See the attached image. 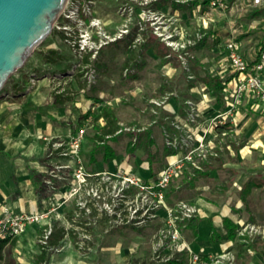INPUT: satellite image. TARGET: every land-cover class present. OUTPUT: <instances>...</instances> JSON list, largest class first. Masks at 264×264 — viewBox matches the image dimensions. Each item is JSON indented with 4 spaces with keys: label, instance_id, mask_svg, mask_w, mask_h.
I'll use <instances>...</instances> for the list:
<instances>
[{
    "label": "rangeland",
    "instance_id": "obj_1",
    "mask_svg": "<svg viewBox=\"0 0 264 264\" xmlns=\"http://www.w3.org/2000/svg\"><path fill=\"white\" fill-rule=\"evenodd\" d=\"M202 1L95 0L94 16L100 20L101 28L98 34H92L91 40L94 45H92L91 54L96 53L90 58L87 65L79 63L65 39L61 38L64 33L56 34L53 25L51 30L53 34L50 33L43 44L33 50L23 67L11 76L8 85L9 95L5 94L0 97V100L12 102L15 91L13 86H16L17 90L27 93L33 91L40 84V89L47 93L46 101L49 102L51 94H63L64 86L66 87L65 78L70 77L69 74L79 73L80 75L82 87L80 92L78 91L79 93L73 96L74 104L78 107H75L77 108L76 113L75 111L69 113L70 127L67 129V134L44 139L46 156L44 175L46 178H41L43 182L42 195L52 198V195L47 193L48 186L44 184V181L54 179L50 176L51 170L54 171L53 173L61 175L63 170L58 171L55 166L67 163V160L58 158L55 154L51 158L47 157L50 149H52L51 144L67 141V137L74 133L72 130L79 126L77 121L82 114L89 121L86 120L88 124L86 122L83 124L85 136L80 147V156L84 167L89 171L113 170L118 162L125 159L132 166L131 171L133 173L145 178L149 172L148 160H150V166L154 172H160L173 162L164 160L167 151H174L181 155L190 154L193 158L198 159L199 156L203 157L207 152L205 150H209L210 147L214 148L213 144H206L202 139L198 142L194 139L184 141L180 138L171 139L170 142L165 140L159 123L161 117L160 83L167 80L169 82L167 86L170 88V91L161 98L162 101L168 102L174 99L182 104L181 107L185 110L184 115L187 118H190L189 115L192 114L195 119L202 122L206 121L204 115L199 113L197 109L190 111L191 105L185 103L186 100V102L197 107L202 100L200 89H197L196 94L192 95L190 91L188 93L189 84H198L199 88L201 80L205 76L228 78L230 75L228 68L230 71L232 69L228 67L225 60L224 45L229 39L240 42L246 53L253 57L259 44L264 43V12L253 17L252 13L255 9L247 5L249 0H230L227 8L223 11H211ZM193 2H196L195 6L192 5ZM51 51H54V54L49 53ZM58 56L64 57L68 63L65 72L55 70L56 65L46 62L49 57L56 60ZM163 65L167 67V71L162 76L160 73L163 71L161 69ZM96 66H104L106 69L99 70ZM106 72L108 73L104 76L103 74ZM192 74L195 75V78L190 77ZM137 75L140 76L138 79L133 78ZM15 83L20 84L15 85ZM87 86H89L88 90L81 91ZM93 87L105 94L111 92L110 96L116 98L113 102L116 104L118 120L122 122L120 128L151 129L154 144L149 147L148 152L134 148L128 149L127 153L126 143L128 140L127 138H120L116 142L106 141V144L112 147L113 152L110 156H106L105 160L101 155H91L94 148L98 147L95 142L90 140V137L96 132V128L92 127L91 119L101 106H105V99L108 98L105 94L104 96L94 95L89 97L92 102L88 106L84 105L82 100ZM135 87H140L139 92L141 93L133 98L129 92ZM209 102L212 104L213 110L218 108L217 100L213 98ZM240 105L246 113V122L237 143L243 142L245 146L251 147L255 141H260L264 146V107L255 100H245L244 104L241 103ZM140 110H143V113L139 119H136ZM171 118L173 119V117ZM204 134L205 129L202 137ZM168 135L171 137V132ZM99 151H102V148ZM238 166V174L233 175L234 172H230L229 169L225 171L224 178L229 180L230 184H227L221 191L219 190L220 187H213L207 191L206 198L225 202L224 199L227 197V201L231 205L234 202V206H236L238 202H241L239 197L241 199L243 196L242 186L251 178L248 169L257 172V177L254 180L259 186L253 187L255 188L253 190L249 189V193L245 195V207L241 204V207L236 208L240 213L237 220L236 236L228 242V245L225 238L219 242L221 249L213 254L212 264H264V234L262 236L249 234L241 236L238 231L245 224L264 227V165L258 163V157L253 153L245 159L244 163L240 162ZM180 176V174L173 176L170 181L168 186V188L170 187L168 190L170 196H173L172 194L175 196L173 188L178 180H181ZM54 180L56 181L55 186L58 188V179ZM233 180H237L239 185L230 188ZM180 191L179 199L191 204L189 200L192 196L188 192L187 186L182 187ZM55 203V200H51L50 204L45 203L43 205L40 200L38 207L50 208ZM4 205H6L5 202H0V210ZM62 209H65L63 212L67 209L70 212L72 210L71 206L56 209L50 214L51 224L54 225V223L59 222ZM96 227L99 228L98 225L89 228L91 235L89 246L91 245L90 247L93 248H99L103 245L102 238L96 236L101 230H97ZM131 231L137 232L134 229ZM20 238L21 240L13 249V255L17 257L19 264H29L34 246L29 243L27 237L21 236ZM70 241L74 242V239L66 240L61 244L60 252L65 249L64 247ZM198 241L196 244L194 243L193 247H198ZM207 242L213 248L218 247L215 241L207 240Z\"/></svg>",
    "mask_w": 264,
    "mask_h": 264
},
{
    "label": "crops",
    "instance_id": "obj_2",
    "mask_svg": "<svg viewBox=\"0 0 264 264\" xmlns=\"http://www.w3.org/2000/svg\"><path fill=\"white\" fill-rule=\"evenodd\" d=\"M192 5L195 6L196 2H193ZM253 9L259 11L258 16L261 14V9ZM241 51L247 59L252 58V55L246 53L243 49L242 44ZM256 53L257 52H255L253 57L257 55ZM98 63L99 60L97 61V65ZM96 67L99 70L106 69L104 66ZM161 69H163V71L160 75L163 76L167 71V67L163 65ZM228 71L230 75L226 79H222L219 76L204 77H209L211 79L217 78L220 81L223 89L218 95H212V92L206 89L204 78L201 80L199 88L198 84L191 83L188 86V93L190 91L192 95L194 93L196 94L198 91L197 89L201 90L202 100H200V105L198 104L197 107H194L192 103L186 102V100L185 103L186 105H191L190 111L197 109L199 113L204 115L206 117L205 123L195 119L192 114L189 115L190 118H187L184 115L185 110L181 107L182 104L178 101L174 99L168 102H165V100L162 101L161 98L170 91V88L167 86V83H169L167 80L160 83L159 87L161 102V117L159 123L165 140L170 142L171 139L175 140L180 138L184 141L186 139H194L198 142L202 139L204 143L214 145V148L210 147L209 150H205L208 153L206 152L203 157L199 156L198 159H196L191 156V162L186 161L180 170L181 180H178V182H180H177L173 188L175 196L174 194H172L173 196H170V193L168 194L170 187L165 194V205H173L175 201H181V199H179L181 193L180 189L185 185L187 186L188 192L191 193L192 196L189 201L196 207L197 213L194 218L187 222L186 226L181 230V234L190 248H193L192 250L194 252H201L204 255L219 252L221 249L219 242L223 238L227 240V245L229 241L235 238L238 224L237 220L239 219L238 215L240 214L236 208L241 207V204L245 207V195L249 193V189L253 190L259 186L254 180V178L257 177V172H254L253 169H248V174L251 178L242 186L243 196L241 199L239 197L241 202H238L236 206H234V202H232L233 205H231L230 202L227 201V197L224 199L225 202L206 198L207 191L213 189L215 186L220 187L219 190L221 191L227 184H230L229 180L224 178L225 171L229 169L230 172H234L233 175L236 173L238 174V164L240 162L244 163L245 159L253 153L258 157V163L264 165V146L260 141H255L251 147L245 146L243 142L237 143V139L241 136L246 122V113L243 108L241 109V105L235 110L231 121H227L226 124L212 123V119L215 118V116L227 109L226 101L228 97L226 92L232 88L233 78L232 71H230L229 68ZM107 73L108 72L103 75L105 76ZM69 75L70 77L65 78L66 87L64 86L63 94H51V100H49V102L46 101L47 93L40 89V84L31 92L23 93L22 90H18L17 93H14V91L12 102L0 100V202H5L15 213H30L44 208L42 206L38 207L40 200L42 202L46 198V195H42L43 182L41 181L42 177L46 178L44 175L46 166L44 139L60 137L67 134V129L70 127L68 119L69 113H72V111L76 113L77 108L75 107H78L74 104L73 96L77 95L82 87V80L79 73ZM139 77L140 76L137 75L133 78L138 79ZM190 77L195 78V75L192 74ZM16 84L19 85L20 83H15V85ZM15 87L16 86H14V88ZM140 90V87H135V89L131 90L129 93H131L130 95L134 98L140 95ZM104 94L103 91L93 87L90 89L89 93L84 96L85 98H83L82 103L88 106L92 102L89 97L94 95L104 96ZM110 94L111 92L105 94V96H108V98L105 99L107 105L101 106L96 114L99 113L102 108L108 109L116 118V126L120 128L122 122L118 120L116 104L113 102L116 98H112ZM213 98L217 100L218 108L216 110H213V106L209 102ZM245 100L254 99L245 97L241 103L244 104ZM262 106L264 107V105ZM141 113H143V110H140V114L137 115L136 119H139ZM171 117H173V119ZM132 119L134 120V118ZM169 119L170 121H168ZM86 120L89 121L83 114L80 115L77 121L79 126L74 128L72 132H75L78 127L84 126L83 124ZM86 123L88 124V122ZM103 123L104 121L102 118H99L96 124H94L93 119H91L92 127H100ZM185 128L187 129L185 130ZM204 129L205 134L202 137ZM117 131L112 137L121 134H128L129 136L123 135L115 139H111V136H107L105 140H109V142H116L120 138H127V140H129L131 136L132 141V138L135 137L136 143L134 146L130 145L127 147L126 143L127 153V150L130 148H138L144 152H148L149 147L154 144L152 132L149 128H139L132 133L117 134ZM169 132H171V137L168 135ZM92 138L93 136L90 137V140L93 142ZM95 143L101 146L103 143L106 144V141H97ZM109 147L112 149L111 146ZM97 154L103 157V151H98L93 156ZM184 156L185 155H181L174 151H167L164 160L166 162L176 161ZM122 160V162L117 163L113 170L119 167L133 169L132 166L127 163V160ZM150 165V160H148L147 166L149 172L145 178L140 176L147 182L155 181L160 173L154 172ZM104 170L109 169L95 171ZM236 181H232L230 188L239 185ZM68 209L65 212H63L65 209H62V216L59 222L53 225V228H60L62 230V238L55 245L51 246L60 247L62 243L69 239H74V242H68V245L64 247L65 249L62 252L43 250L37 242L40 234L39 226L30 225L22 235L27 237L29 243L34 246L29 264H38L41 256L43 260L40 264H157L151 259V240L156 230L161 227L164 222L165 211L163 209L159 210L156 218L148 222L143 228H121L104 233V225L102 222L98 223L99 228H96L101 231L96 236L102 238L103 245L99 248H93L90 247L91 245L89 246L88 243L82 251L77 249L75 243L76 237L74 236L77 234L78 230L83 229V226L79 223H71V212ZM224 220L230 221L234 226L235 236L233 239H230L227 235ZM131 229L137 230V232L134 233ZM20 237L14 238L12 240L13 243L7 244L4 247L1 252L2 261L0 264H19V262H17V257L13 255V249L21 240ZM197 240H199L198 247L195 248L193 246L194 243L196 244ZM207 240L217 242L218 247L213 248ZM176 256L177 259L170 261L172 264H187L186 256L182 254H177ZM167 264H169V262Z\"/></svg>",
    "mask_w": 264,
    "mask_h": 264
},
{
    "label": "built area",
    "instance_id": "obj_3",
    "mask_svg": "<svg viewBox=\"0 0 264 264\" xmlns=\"http://www.w3.org/2000/svg\"><path fill=\"white\" fill-rule=\"evenodd\" d=\"M203 1L208 9L218 11L225 10L229 3V0ZM247 5L264 9V0H250ZM94 8L95 0H67L54 24L58 34L64 33L62 36L79 63L87 60L84 65L96 53L91 54L94 45L91 37L93 33L98 34L101 28L100 20L94 16ZM224 47L225 60L233 74L232 88L226 92L227 109L212 119L214 124L231 121L245 97H251L264 105V43L258 55L250 59L243 55L241 44L237 40H227ZM88 87L81 91L88 90ZM135 131L134 128L123 127L118 129L117 134ZM84 136L85 127L80 126L67 137V141L51 144L52 149L47 157L51 158L55 154L56 157L67 160L66 164L55 166L56 170H63L61 175L50 171L51 178L58 179V188L54 179L44 181L48 186L47 193L52 198L46 196L41 203L50 204L51 200H55V205L30 213H15L4 205L0 213V239L20 237L28 226L38 225L40 234L37 242L40 248L60 252L61 247L49 244L53 230L50 214L63 206H71V223L83 226V229L77 231L75 242L77 249L82 251L91 241L90 227L102 222L104 233L119 228H143L163 209L164 222L151 240L152 261L167 264L177 259V254H182L186 256L187 264H212L213 254L194 252L181 235L187 222L196 216V207L183 201H177L171 206L165 205V194L170 181L173 176L180 174L186 161L191 162V155L173 161L160 171L155 181L147 182L130 168L119 167L113 171L86 170L80 156ZM135 143L136 138L133 137L130 145L134 146ZM238 231L241 236H262L264 227L245 224Z\"/></svg>",
    "mask_w": 264,
    "mask_h": 264
},
{
    "label": "water",
    "instance_id": "obj_4",
    "mask_svg": "<svg viewBox=\"0 0 264 264\" xmlns=\"http://www.w3.org/2000/svg\"><path fill=\"white\" fill-rule=\"evenodd\" d=\"M66 1L0 0V92L50 35Z\"/></svg>",
    "mask_w": 264,
    "mask_h": 264
},
{
    "label": "trees",
    "instance_id": "obj_5",
    "mask_svg": "<svg viewBox=\"0 0 264 264\" xmlns=\"http://www.w3.org/2000/svg\"><path fill=\"white\" fill-rule=\"evenodd\" d=\"M203 3H205V1H203ZM260 12L261 13L264 12V9H261ZM258 14H259V11H255V10L252 13L253 17L258 16ZM55 33L58 34L56 31H55ZM52 34H53V32L51 33V35ZM61 38H63V36H61ZM43 42L40 45H42ZM262 47H263V44H259L258 49H257V53H256L257 55L260 52V50L262 49ZM49 53L54 54V51H51ZM86 61H87L86 59L83 60L84 63H86ZM46 62L56 65L55 70H58V71L65 72L68 68L67 67L68 63L66 62V60H64V57H62V56H58L56 58V60L49 57L46 60ZM10 80H11V77L7 80L6 84L2 88V90L0 92V96L2 94H8V85H9ZM204 85L206 86V89L208 91L212 92V95H218L219 92H221L223 89L222 84L220 83V81L217 78L216 79L215 78L211 79L209 77L204 78ZM14 89H15L14 93H17L18 92L17 87H15ZM99 118H102L104 123L102 126L96 127V129H95L96 132L92 138L93 142L107 141V140H105V137H107V136L112 137L115 134V132L119 129L118 126H116V118L114 117L112 112H110L108 109L102 108L101 111L94 116V118H93L94 124H96V122L98 121ZM123 135H128V134H121V135H118L116 137H120ZM116 137H112L111 139H115ZM129 138L130 139L127 142V147H129L131 144V136ZM100 148H102L104 160L106 159V156H108V155L110 156L111 153L113 152L112 149L107 144L103 143V145L95 147L94 150L91 152V155L93 156L94 154H96ZM132 149H134V148H130V150H132ZM224 226L227 230L228 237L230 239H233L235 236L234 226L228 220H224ZM61 238H62V230L60 228H58V229L53 228L52 234H51L50 239H49V244L55 245ZM13 239L14 238H12V239H8V238L0 239V262L2 261V253H1L2 250L4 249V247L7 244L13 243L12 242ZM42 260H43V257L41 256V259L38 261V264H40V262ZM169 264H172V263L169 262Z\"/></svg>",
    "mask_w": 264,
    "mask_h": 264
}]
</instances>
